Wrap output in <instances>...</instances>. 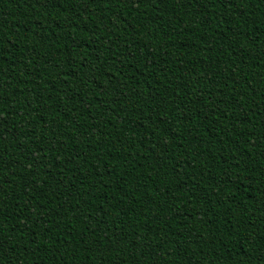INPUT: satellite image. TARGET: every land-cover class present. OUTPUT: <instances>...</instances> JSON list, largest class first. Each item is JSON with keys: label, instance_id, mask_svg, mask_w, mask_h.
<instances>
[{"label": "trees", "instance_id": "obj_1", "mask_svg": "<svg viewBox=\"0 0 264 264\" xmlns=\"http://www.w3.org/2000/svg\"><path fill=\"white\" fill-rule=\"evenodd\" d=\"M0 264H264V0H0Z\"/></svg>", "mask_w": 264, "mask_h": 264}]
</instances>
